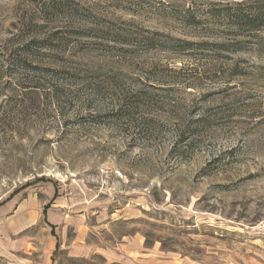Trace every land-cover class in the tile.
<instances>
[{"label":"rangeland","instance_id":"1","mask_svg":"<svg viewBox=\"0 0 264 264\" xmlns=\"http://www.w3.org/2000/svg\"><path fill=\"white\" fill-rule=\"evenodd\" d=\"M32 1L0 0V264H109L100 250L132 237L264 264V51L177 20L190 0H74L93 18L48 44ZM50 206L73 213L52 232Z\"/></svg>","mask_w":264,"mask_h":264},{"label":"trees","instance_id":"2","mask_svg":"<svg viewBox=\"0 0 264 264\" xmlns=\"http://www.w3.org/2000/svg\"><path fill=\"white\" fill-rule=\"evenodd\" d=\"M32 4L34 15L28 25L35 29L36 36L49 33L46 35L47 39L43 40L48 44L61 43L67 39L66 33L53 30L57 22L68 23L69 20L68 24L73 27L75 19L71 17L84 18L81 22L84 24L86 20L93 18L94 14L89 7L74 0H33ZM170 8L175 18L188 27L210 23L212 26L228 29L229 36L233 38L229 41L228 48L233 53H247L253 48L260 53L264 51V0H190L180 7ZM81 24L76 29L80 31L78 36L83 37L82 35H87L88 30ZM147 44L151 45L149 42ZM192 46L186 42L181 43L179 47L184 51ZM215 47L220 51L228 49Z\"/></svg>","mask_w":264,"mask_h":264},{"label":"crops","instance_id":"3","mask_svg":"<svg viewBox=\"0 0 264 264\" xmlns=\"http://www.w3.org/2000/svg\"><path fill=\"white\" fill-rule=\"evenodd\" d=\"M48 208V206H47ZM49 212H47L44 220L50 227V232L55 230V227L59 226L62 223H69L66 222L67 219H69L71 216H73V213L69 215L68 218H66L68 215L60 214L56 210L53 211V208L51 210V206L48 209ZM52 212V213H51ZM70 212V211H69ZM79 214L81 211H77ZM30 215V214H28ZM28 219L23 220H15L14 221V227L16 229H22L24 226H26ZM32 222V219H31ZM20 226V227H19ZM18 227V228H17ZM22 227V228H21ZM49 245H47L49 249V253H52L55 248L57 247V243L55 240L50 239L48 241ZM66 250L70 253L72 257H82L86 254V251L81 245H76L74 242L70 243ZM101 254H103L106 257V260L109 262V264H207V263H199L196 261H191L188 259H177L175 257H169V256H163L159 253H155V250L147 249L145 250L143 248V244L141 239L137 237H132L128 240H125V242H122L120 246H116L113 249H108L106 251L100 250Z\"/></svg>","mask_w":264,"mask_h":264}]
</instances>
